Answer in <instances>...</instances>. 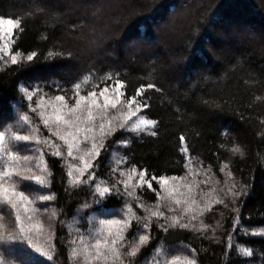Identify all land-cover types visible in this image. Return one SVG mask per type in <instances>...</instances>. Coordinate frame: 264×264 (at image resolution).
Wrapping results in <instances>:
<instances>
[{
	"label": "trees",
	"instance_id": "1",
	"mask_svg": "<svg viewBox=\"0 0 264 264\" xmlns=\"http://www.w3.org/2000/svg\"><path fill=\"white\" fill-rule=\"evenodd\" d=\"M114 1L0 0V16L21 22L11 51L0 50V131L20 155L17 172L2 182L30 201L19 209L28 229L21 233L17 210L0 197L2 264H264V0ZM131 41L135 52L127 53ZM117 80L129 97L144 86L149 108L139 115L157 123L119 129L128 114L122 102L107 110L105 123L116 131L100 138L99 158L83 150L69 156L43 124L51 108L42 116L40 105L61 93L72 105L73 85L99 93ZM85 159L94 167L80 175ZM7 164L0 153V171ZM133 167L177 176L196 203L187 187L170 197L138 180L125 185ZM36 175L43 185L21 179ZM107 219L130 227L120 255L97 260ZM142 234L150 237L144 244Z\"/></svg>",
	"mask_w": 264,
	"mask_h": 264
},
{
	"label": "snow or ice",
	"instance_id": "2",
	"mask_svg": "<svg viewBox=\"0 0 264 264\" xmlns=\"http://www.w3.org/2000/svg\"><path fill=\"white\" fill-rule=\"evenodd\" d=\"M20 20L14 19L11 17L0 16V40L4 41V51H11V44L13 43V37L15 32L20 26ZM21 54L17 52L16 54L11 55L12 63H18V56ZM36 57V53L32 52L27 55L26 59L32 61ZM55 84L57 90L61 89V85L55 81L52 82ZM75 88V103L69 105L66 96L64 94H57L54 97V102L50 105L41 104L42 109L41 115L45 116V112L50 107L51 115L45 116L43 119V124L49 129L50 132H53L55 136L59 137L60 140L64 141L67 145V153L69 156L73 155V152L76 150H83L87 152L89 156H94L99 158L101 150L104 148V143L100 139L101 137H107L111 134H114L116 129L111 127L110 121L106 124L105 118L107 116V110L109 108L115 109L117 105L126 103L127 105V118L123 123H118L117 127L121 130L130 129L131 131H138L141 126H151L155 125L157 121L155 119H146L143 115H139L141 110H146L149 108V105L144 103L142 100V88L138 89L135 94L129 97L125 89V82L123 80H117L113 84H105L99 93L96 90L87 92V94H81L80 85H73ZM147 87H153V85H147ZM25 92H28V89H24ZM35 94H38L36 92ZM102 98V99H101ZM28 101L33 99V93H29L27 96ZM43 99V97L41 98ZM99 117V123H97V118ZM24 119L27 120L28 117L25 115ZM99 132L100 137L97 136ZM155 134V133H153ZM15 139L28 143L32 141L33 137L29 135H19L15 136ZM39 140L37 136L35 138ZM181 141H184L183 135L180 137ZM127 143V141H123ZM90 144V147H89ZM182 151L187 152V146L182 148ZM0 153L7 158L8 164L5 170L0 171V197L4 201L11 205L12 208L17 210L16 220L19 222V227L21 233L28 231L25 226L24 221L21 219L19 214V209L22 206H26L30 201L26 195L25 190L18 189L15 185H7L2 182L6 178H10L13 173L17 172V169L13 166L16 161L20 159L18 151H13L10 149L9 145L5 143V133L0 131ZM56 155H60L59 152ZM24 159H27L25 156ZM94 165L85 159L83 167L80 170V175H83L89 169H92ZM90 175H95L94 173H89ZM72 175V173H69ZM128 175V180L124 183L127 185L129 181L138 180L140 186H146L149 190L152 191H164L168 193L171 197L173 193H178L180 188L187 187V196L191 199V203L195 204L194 193L191 185L178 184L177 176H168L165 174H156L150 173L148 168H143V170H137L133 167ZM21 179H31L36 182H39L43 185L44 180L41 176L36 175L33 177H21ZM80 179V176H77V180ZM171 181V184H170ZM198 187V185H197ZM105 193L110 195H115L116 192L114 189L106 188ZM104 193H101L103 195ZM234 195H238L235 193ZM41 200L45 197L41 196ZM176 204H180L179 199L175 200ZM160 216H164V212L159 213ZM104 223L108 226L107 233L108 235L104 239H98L95 241V259H100L101 257H107L111 254L114 258L119 256L118 245L120 242L125 240V233L130 227V222L120 221L117 219H107ZM115 226V228L113 227ZM163 229V225H159ZM145 229L149 228L148 224L144 225ZM150 237L148 234H142L139 237L141 244H144L146 241H149ZM28 243L35 248L37 251L48 255L42 247H39L37 244H34L32 240H28ZM139 251V247H134L132 249V255H135ZM245 252H248V249H244ZM251 253H249L250 255ZM173 261L179 260L178 256L172 258ZM0 264H2V257H0ZM187 264H196L195 260L187 261Z\"/></svg>",
	"mask_w": 264,
	"mask_h": 264
},
{
	"label": "rangeland",
	"instance_id": "3",
	"mask_svg": "<svg viewBox=\"0 0 264 264\" xmlns=\"http://www.w3.org/2000/svg\"><path fill=\"white\" fill-rule=\"evenodd\" d=\"M113 2H114V4H116L115 2L116 1H114L113 0ZM118 18V17H117ZM115 19H116V17H115ZM101 36V34H99V31H98V29L97 28H95V29H93L92 31H91V37H93V38H95L97 41H99L98 39L99 38H101L100 37ZM144 38L145 39H147V36H144ZM95 40V41H96ZM141 40H143V39H141ZM2 42H1V40H0V44H1ZM135 52V41H131L130 43H129V50L127 51V53H131V52Z\"/></svg>",
	"mask_w": 264,
	"mask_h": 264
}]
</instances>
